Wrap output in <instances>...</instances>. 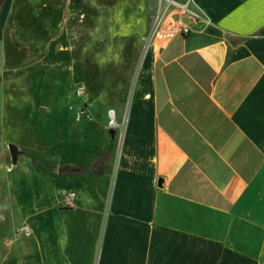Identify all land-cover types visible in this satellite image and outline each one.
Instances as JSON below:
<instances>
[{"label":"crops","instance_id":"0c3cea01","mask_svg":"<svg viewBox=\"0 0 264 264\" xmlns=\"http://www.w3.org/2000/svg\"><path fill=\"white\" fill-rule=\"evenodd\" d=\"M82 1V30L113 82L94 120L69 119V146L50 130L67 134L65 120L36 123L32 159L41 165L25 169L37 196L24 203L34 209L29 236L12 264H264V0H193L208 25L171 9L151 37L157 2ZM10 2L0 0V22ZM45 13L77 23L69 11ZM59 76L42 72L38 110L56 107L64 83L49 91ZM110 109L115 131L106 129ZM62 165L73 173L60 175ZM60 185L74 194L68 208Z\"/></svg>","mask_w":264,"mask_h":264},{"label":"rangeland","instance_id":"374dc122","mask_svg":"<svg viewBox=\"0 0 264 264\" xmlns=\"http://www.w3.org/2000/svg\"><path fill=\"white\" fill-rule=\"evenodd\" d=\"M156 2L147 1L152 6ZM82 4V0H11L9 16L0 22V264L15 262L19 257V241L29 236V228H25L34 209L24 207V203L34 200L37 194L29 183L25 168L28 164L31 171L39 173L41 164L32 159L34 137L40 133L36 123L49 118L65 120L67 134L63 128L50 130L57 143L69 146V119L75 121L71 114L74 110L69 112V109L84 104L82 99L73 95L76 85L87 86L89 100L84 105L91 120L81 122H91L97 115L92 106L97 105L104 94L108 95L109 84L113 82L107 76L114 69L103 63L96 40L82 30ZM17 8L25 10L26 14L19 18ZM50 8H57L59 14L69 11V20L74 18L77 23L72 25L71 21L67 26L64 20L68 16L46 15L45 11ZM65 37L66 48L58 42ZM69 56H72V67L69 66ZM107 58L113 60L114 55L109 54ZM43 71L66 75L64 80L60 76L51 80L50 94L57 92L56 82L64 83L63 94L58 99L55 96L51 103L56 105L53 111L38 110L40 96L33 100L34 94L41 93ZM98 71H103L106 76H99ZM106 129L109 130L107 124ZM11 150L20 154L12 158ZM55 169L60 175H67L59 168ZM54 190L68 208L69 189L60 185Z\"/></svg>","mask_w":264,"mask_h":264},{"label":"built area","instance_id":"2783aa9c","mask_svg":"<svg viewBox=\"0 0 264 264\" xmlns=\"http://www.w3.org/2000/svg\"><path fill=\"white\" fill-rule=\"evenodd\" d=\"M171 9L186 15L187 17L190 18V20L193 23L202 21L205 25L209 24V20L207 19L205 14L195 5L193 0H184L183 2H179L178 0H157V7L153 12V17H152L153 24H152L150 36H152L153 33L156 31L160 17ZM177 29L182 36H187L191 32L190 27L187 24H185L183 21L177 22ZM84 94H85L84 85L77 84L73 91L74 97L77 99H82ZM70 111L74 112V119L76 122L91 120L89 112L84 104L80 105L75 109L73 107H70ZM107 128L112 131L119 129V123L116 119L115 111L111 109L107 111ZM73 198H74V194L69 193V195L67 196L68 204L72 202ZM25 229L28 230L27 227Z\"/></svg>","mask_w":264,"mask_h":264},{"label":"trees","instance_id":"16d2710c","mask_svg":"<svg viewBox=\"0 0 264 264\" xmlns=\"http://www.w3.org/2000/svg\"><path fill=\"white\" fill-rule=\"evenodd\" d=\"M105 161H106V155H103V157L94 164L92 173L95 175L101 174L103 172V165ZM59 170L60 172L69 175L73 173L74 169L69 166H63L60 167Z\"/></svg>","mask_w":264,"mask_h":264},{"label":"water","instance_id":"95a60500","mask_svg":"<svg viewBox=\"0 0 264 264\" xmlns=\"http://www.w3.org/2000/svg\"><path fill=\"white\" fill-rule=\"evenodd\" d=\"M19 154H20L19 152H16L14 150H11V156H12V158H14L15 156H17Z\"/></svg>","mask_w":264,"mask_h":264}]
</instances>
